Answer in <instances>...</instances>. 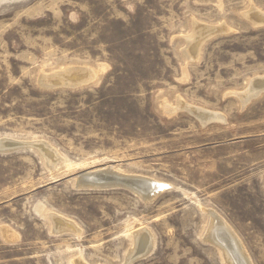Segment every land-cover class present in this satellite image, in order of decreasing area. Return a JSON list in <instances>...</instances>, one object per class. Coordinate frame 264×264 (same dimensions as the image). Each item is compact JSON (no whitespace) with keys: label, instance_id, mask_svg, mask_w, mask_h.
Returning a JSON list of instances; mask_svg holds the SVG:
<instances>
[{"label":"rangeland","instance_id":"obj_1","mask_svg":"<svg viewBox=\"0 0 264 264\" xmlns=\"http://www.w3.org/2000/svg\"><path fill=\"white\" fill-rule=\"evenodd\" d=\"M260 14L264 0H0V143L32 147L0 153V264H126L145 235L128 264H228L211 212L264 264V91L239 97L264 82ZM108 167L168 187L77 186Z\"/></svg>","mask_w":264,"mask_h":264},{"label":"bare ground","instance_id":"obj_2","mask_svg":"<svg viewBox=\"0 0 264 264\" xmlns=\"http://www.w3.org/2000/svg\"><path fill=\"white\" fill-rule=\"evenodd\" d=\"M253 11H256V9H253ZM259 19L260 23L264 24V14H260ZM197 33H200L197 35V38L203 39L205 29L200 28ZM192 41L196 42V37H193ZM196 50L198 51L197 47ZM94 77V71L87 69L85 71V77L83 79H93ZM84 80H82V82ZM263 91L264 82L255 80L250 84L249 88L244 93L239 95V97L242 102H245L246 100L249 101L251 98L259 96ZM204 114L205 112H199L198 117H203ZM11 145L14 146L19 144L1 142L0 148H9ZM45 146L49 147L48 145L41 146V151H43V153L47 155L49 163L53 166L57 165L58 163L62 164L61 156L54 149L45 148ZM110 173L114 176L111 177L109 175ZM106 177L117 179L114 182H108ZM76 182H78V186H83L85 188H108L111 185L119 186L121 184L120 182H124L125 186L130 187L146 200H152L159 191H162L168 187L154 181L152 182L148 179L140 180V178L138 177H122L111 167L82 171V173L79 174L78 177H76ZM210 217L211 223L209 230L207 229L208 232L205 234L206 239L211 243L219 246V248L223 251L224 257L228 264H252L242 244L238 240L235 233L231 231L226 222L222 221L220 217L214 212H211ZM53 222L55 227L57 224L58 228L64 230H69L73 227V225L67 224L66 222L62 221L58 216L54 217ZM138 235H140V233H138ZM145 236L146 238H144V240L141 241L140 244H138V240L136 241L134 248L128 255L126 264L149 251L151 239L148 235Z\"/></svg>","mask_w":264,"mask_h":264},{"label":"water","instance_id":"obj_3","mask_svg":"<svg viewBox=\"0 0 264 264\" xmlns=\"http://www.w3.org/2000/svg\"><path fill=\"white\" fill-rule=\"evenodd\" d=\"M32 149V147H29V146H22V145H14V146H10L9 148H0V153H9V152H13V151H17V150H23V149ZM35 149V148H33ZM78 186V185H77ZM80 187V186H78ZM121 188H127L129 190H131L130 187L128 186H125V185H120ZM82 188V187H81Z\"/></svg>","mask_w":264,"mask_h":264}]
</instances>
